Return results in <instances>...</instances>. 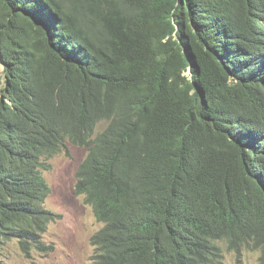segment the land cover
Wrapping results in <instances>:
<instances>
[{"label": "trees", "instance_id": "obj_1", "mask_svg": "<svg viewBox=\"0 0 264 264\" xmlns=\"http://www.w3.org/2000/svg\"><path fill=\"white\" fill-rule=\"evenodd\" d=\"M0 62V249L52 251L72 145L93 264L264 259V0H0Z\"/></svg>", "mask_w": 264, "mask_h": 264}, {"label": "rangeland", "instance_id": "obj_2", "mask_svg": "<svg viewBox=\"0 0 264 264\" xmlns=\"http://www.w3.org/2000/svg\"><path fill=\"white\" fill-rule=\"evenodd\" d=\"M3 67L0 64V81ZM104 125H100L102 128ZM87 155V149L68 145L67 153H60L46 161L49 170L42 176L51 193L45 208L59 214L60 219L50 223L42 241L52 245L48 253H32L26 258L16 242H9L0 249V264H93V247L90 238L100 228L91 208L74 191L76 171ZM223 264H264L260 251L229 252L222 245Z\"/></svg>", "mask_w": 264, "mask_h": 264}, {"label": "clouds", "instance_id": "obj_3", "mask_svg": "<svg viewBox=\"0 0 264 264\" xmlns=\"http://www.w3.org/2000/svg\"><path fill=\"white\" fill-rule=\"evenodd\" d=\"M85 159V158H84ZM50 188V187H49ZM50 193H51V190H50ZM49 197V196H48ZM92 210V209H91ZM56 214V213H55ZM59 215V214H58ZM95 218V217H94ZM96 219V218H95ZM97 221V220H96ZM98 222V221H97ZM99 223V222H98ZM50 225V224H49ZM102 226V225H101ZM49 227V226H48ZM99 231V230H98ZM97 231V232H98ZM94 235V234H93ZM43 237V236H42ZM91 239V238H90ZM91 244V243H90ZM92 246V245H91ZM93 247V246H92Z\"/></svg>", "mask_w": 264, "mask_h": 264}, {"label": "bare ground", "instance_id": "obj_4", "mask_svg": "<svg viewBox=\"0 0 264 264\" xmlns=\"http://www.w3.org/2000/svg\"><path fill=\"white\" fill-rule=\"evenodd\" d=\"M86 105V104H85ZM84 113V112H83ZM57 119V118H56ZM75 121V120H74ZM75 127V126H74ZM55 135V134H54ZM51 141V140H50ZM107 151V150H106ZM121 151V150H120ZM138 232V231H137ZM96 250V249H95Z\"/></svg>", "mask_w": 264, "mask_h": 264}, {"label": "water", "instance_id": "obj_5", "mask_svg": "<svg viewBox=\"0 0 264 264\" xmlns=\"http://www.w3.org/2000/svg\"><path fill=\"white\" fill-rule=\"evenodd\" d=\"M0 64H1V62H0ZM2 65V64H1Z\"/></svg>", "mask_w": 264, "mask_h": 264}]
</instances>
